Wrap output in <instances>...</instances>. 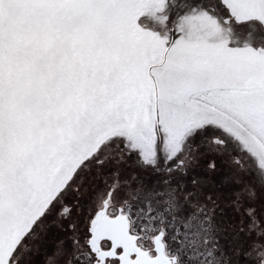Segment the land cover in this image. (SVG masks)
<instances>
[{"label":"snow or ice","instance_id":"snow-or-ice-1","mask_svg":"<svg viewBox=\"0 0 264 264\" xmlns=\"http://www.w3.org/2000/svg\"><path fill=\"white\" fill-rule=\"evenodd\" d=\"M0 264H264V0H0Z\"/></svg>","mask_w":264,"mask_h":264},{"label":"rangeland","instance_id":"rangeland-1","mask_svg":"<svg viewBox=\"0 0 264 264\" xmlns=\"http://www.w3.org/2000/svg\"><path fill=\"white\" fill-rule=\"evenodd\" d=\"M194 228L189 230L186 237H185V244L186 246L191 245V249H195L197 253V247L199 248L198 251L202 249V234H198ZM195 247V248H194ZM195 253V254H196Z\"/></svg>","mask_w":264,"mask_h":264},{"label":"flooded vegetation","instance_id":"flooded-vegetation-1","mask_svg":"<svg viewBox=\"0 0 264 264\" xmlns=\"http://www.w3.org/2000/svg\"><path fill=\"white\" fill-rule=\"evenodd\" d=\"M194 232H197V231H194ZM186 247H187V249H190V250H191V254L194 255V254L196 253V251H195L196 248H195V247H194L195 249H191V245H188V246H186ZM197 249L199 250L198 247H197ZM198 250H197V252H198Z\"/></svg>","mask_w":264,"mask_h":264}]
</instances>
